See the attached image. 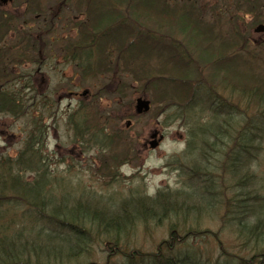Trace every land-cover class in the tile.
Here are the masks:
<instances>
[{
    "label": "trees",
    "instance_id": "16d2710c",
    "mask_svg": "<svg viewBox=\"0 0 264 264\" xmlns=\"http://www.w3.org/2000/svg\"><path fill=\"white\" fill-rule=\"evenodd\" d=\"M84 4L88 16L84 23L80 22L75 27L78 40L66 44L64 50L72 53V62L76 60L74 55L82 52L84 64L79 60L78 67L83 68L86 77L104 70L105 42L111 45L109 39L113 36H126L117 47L120 60L129 47L142 49L150 46L160 53L162 43L141 28L146 23L167 24L182 35H191L190 31L195 29L198 31L194 7H175L172 13L169 12L170 7H162L160 0L158 7H155V0H84ZM30 9L25 12H30ZM106 23L113 27H104ZM188 29H191L189 33ZM137 31L146 34L143 36ZM198 32L192 37L203 38ZM41 44L43 41L38 38L31 41L23 37L10 49L0 50L5 52L4 57H9L7 61L19 59L26 62L31 52L39 51ZM166 49L172 52L168 54L167 62L178 71H167L165 76H175L176 79L163 78L160 73L164 70L161 69L156 71L160 76L152 77L150 71L147 76L153 90L162 87L160 93L169 92L162 94V100L167 101L165 108L191 109L190 113H194L197 93L202 90L205 103L213 109L214 118L196 120L187 133L183 155L185 160L190 159V166H195L187 171L195 180L190 181V185L207 182L205 178L210 174L205 171L212 165L218 150L223 153L224 171L235 184L232 196L221 200L223 216L219 219L218 231L200 226L217 211L218 198L211 193L216 192L213 188L215 182L212 189L206 191L207 195L210 194L207 198L199 192L190 193L189 189L176 192L162 190L155 196L130 197L117 204L108 200L103 202V198H95L89 193L77 199L73 197L61 179H50L47 157L42 151L43 131L40 125H36L41 123L42 117L38 120L40 116L35 115L30 120L29 99L22 100L17 91L3 88L0 84V113L12 118L26 116L30 121L19 154L12 158L0 153V264H264V198L252 187L258 184V180L251 167L257 157L256 151L260 149L259 141L264 137V108L237 122V116L233 115V109L227 103L229 99L217 91L221 87L222 90L227 88V94L233 89L240 90L257 103L264 99V88L259 89L251 76L249 78L253 82L246 87L237 84V74L230 70L234 61L231 57L198 58L204 70L206 67L212 69V72L208 71L206 85L202 88L200 81L189 76L193 75L192 70L190 74L178 73V65L183 69L180 62H187L190 66L189 59L173 56L177 54V48L172 44ZM122 64L123 69L129 70L130 64L126 60L122 59ZM136 67H131V72L138 77ZM8 77L4 76L6 81ZM77 114L80 122L73 116L69 119L73 120L75 138L82 135L79 125L87 116L82 110ZM83 126L85 131L89 129ZM236 126L235 134H231ZM96 137L99 141L96 139L95 143L112 145L110 137H102L101 133ZM25 174L33 175V179L28 180ZM19 208L22 210L18 215ZM164 222L167 223V239L158 243L155 250L147 252L137 246L134 237L139 229L147 233L151 225ZM225 229L233 236L229 247L219 237ZM208 241L213 246L210 249L206 248Z\"/></svg>",
    "mask_w": 264,
    "mask_h": 264
},
{
    "label": "rangeland",
    "instance_id": "374dc122",
    "mask_svg": "<svg viewBox=\"0 0 264 264\" xmlns=\"http://www.w3.org/2000/svg\"><path fill=\"white\" fill-rule=\"evenodd\" d=\"M155 2V7H158L159 0ZM160 2L163 7L164 0ZM254 8L194 7L195 24L203 38L192 37L198 32L196 29L190 31L191 35H182L179 30L166 26L167 24L153 22L142 25V29L145 28L146 32H150L155 36L153 38L162 43L160 53L150 46L142 49L139 46L129 47L123 58L118 60L117 47L126 36H113L109 39L111 45H108V41L105 42L107 56L104 70L86 77L82 68L70 64L68 52L63 51L66 44L75 41L76 25L87 19L85 4L84 7H77V0H0V11L4 12V18L0 19V36H3L0 38V49H10L13 43L19 42L23 37L30 38L31 41L34 38L43 41L40 53L31 52L26 62H20L19 59L7 61L6 58L9 57H4L5 52L0 50V84L3 88L17 91L23 97L22 100L29 99L30 120L35 115L40 116L38 120L42 117L41 123L36 125H40L43 131L42 151L43 156L47 157L50 179H61L76 199L89 193L95 198H103V202L108 200L114 204L130 197L155 196L162 190L176 192L189 189L190 193L199 192L207 198L210 194L207 195L206 191L212 189L215 182L213 188L216 192L211 193L218 198L217 211L200 226L217 232L220 228L219 219L223 216L221 200L230 198L235 191L234 181L224 171L223 153L218 150L212 165L205 171L210 174L205 178L207 182L197 180L200 183L192 186L189 182L195 180L187 171L195 166H190V159L185 160L183 155L189 127L196 120L214 118L213 109H209L205 103L206 97L202 90L197 93L194 113H190L191 109L165 108L167 101L162 100V94L169 92L160 93L162 87L157 91L153 90L147 76L149 71L153 74L152 77L161 75L163 78L168 77L165 76L167 71L177 73L178 70H174L167 60L168 54L172 52L166 48L172 44L177 51L183 52V55L173 56L190 61V66L187 62H180L183 69L178 65V73L190 74L192 70L193 75L189 76L200 81L202 88L206 85L208 71L212 72V69L206 67L204 70L203 63L198 62V58L205 60L230 57L234 58L230 70L237 74V84L246 87L254 79L259 89L264 88V43H260V33H254L256 11H249L255 10ZM24 9H30V12H25ZM169 10L174 13L175 7L174 11L173 7ZM188 12L190 13L189 10ZM49 19L53 21L51 26L47 22ZM104 27L111 28L113 25L106 23ZM189 30L191 29L187 30L188 33ZM137 32L145 36V32ZM48 37H52L51 41ZM55 37L63 39L55 41ZM79 54L83 63L82 52ZM218 54L223 55L217 57ZM122 59L130 64L127 68L129 70L122 68ZM131 67H136L134 71L138 73V77L133 75ZM159 69L164 70L160 75L156 72ZM5 75H9L7 81ZM169 79L176 78L172 76ZM221 88L217 91L219 95L229 99L227 103L232 107L233 115L237 116V122L264 108V99L255 103L243 91L233 89L232 93L227 94V88ZM139 98L150 103L149 111L136 114L135 104ZM43 105L47 108H43ZM81 110L86 111L87 116L82 125H79V133L82 135L75 138L72 132L74 126L71 124L73 120L69 119L73 116L80 122L76 113ZM29 122L26 116L12 118L0 113L2 156L13 158L19 154L26 139L25 134L29 131ZM83 125L89 129L85 131ZM236 129L237 126L231 134H235ZM96 131L102 137H110L112 145L95 143L96 139L99 141V136L95 138L96 134L91 133ZM154 142L156 146L152 148L151 143ZM259 142L260 149L256 151L257 157L251 165L256 172L258 184L252 187L264 198V137ZM181 144L182 148L179 147ZM169 145H174L171 151ZM200 161L203 162V159ZM185 167L189 169L185 170ZM25 176L30 181L33 179V175ZM208 182L209 185L204 186ZM21 210L17 209L18 215ZM142 231L139 229L134 238L137 246L147 252L155 250L158 243L167 239L166 222L151 225L147 233ZM219 237L227 247L231 245L233 236L226 229ZM207 244V249L213 247L211 241Z\"/></svg>",
    "mask_w": 264,
    "mask_h": 264
},
{
    "label": "flooded vegetation",
    "instance_id": "af4514ba",
    "mask_svg": "<svg viewBox=\"0 0 264 264\" xmlns=\"http://www.w3.org/2000/svg\"><path fill=\"white\" fill-rule=\"evenodd\" d=\"M78 4H79L78 7H84V0H80ZM163 7H255L254 8L255 10L253 11L249 10L252 13H255L256 11L255 14L256 27L254 29V33H260L261 35V37H259L260 43L262 42L264 43V0H164ZM25 10L26 9H24V11ZM37 17L38 15H36V18ZM2 18H4V12L0 11V19ZM44 22L46 23L45 20ZM47 22L49 23L50 26L53 25V21L51 19H49ZM75 34H76V30H75ZM0 38H3V36H0ZM51 38L52 37H48L47 39L51 41ZM53 39H55V41H58L63 38L55 37ZM73 40L75 41L78 40L77 35L74 36ZM63 51H65L64 47H63ZM38 53H40V51H38ZM219 55H223V54H218V56ZM71 57H72V53L68 52L67 58L70 59V64L76 65V67H78L80 63L79 60L81 59V55L79 54V52L74 55V57H76L75 58L76 60H73V62L71 61L72 59ZM82 58H84L83 54H82Z\"/></svg>",
    "mask_w": 264,
    "mask_h": 264
},
{
    "label": "water",
    "instance_id": "95a60500",
    "mask_svg": "<svg viewBox=\"0 0 264 264\" xmlns=\"http://www.w3.org/2000/svg\"><path fill=\"white\" fill-rule=\"evenodd\" d=\"M149 108H150V104L148 101L146 100H142V99H137L136 100V104H135V112L136 114H142V113H145L147 111H149ZM156 146V143H151V147H155Z\"/></svg>",
    "mask_w": 264,
    "mask_h": 264
},
{
    "label": "clouds",
    "instance_id": "9594fccd",
    "mask_svg": "<svg viewBox=\"0 0 264 264\" xmlns=\"http://www.w3.org/2000/svg\"><path fill=\"white\" fill-rule=\"evenodd\" d=\"M162 118H163V117H161V119H162ZM173 146H174V145H169V146H168V148H169V151H171V148H172ZM179 147H180V148H182V147H183V145L181 144V145H179Z\"/></svg>",
    "mask_w": 264,
    "mask_h": 264
}]
</instances>
